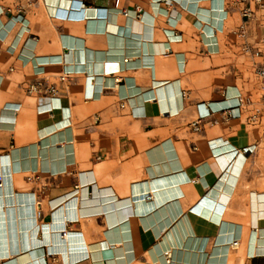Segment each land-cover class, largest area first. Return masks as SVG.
<instances>
[{
	"label": "crops",
	"instance_id": "obj_1",
	"mask_svg": "<svg viewBox=\"0 0 264 264\" xmlns=\"http://www.w3.org/2000/svg\"><path fill=\"white\" fill-rule=\"evenodd\" d=\"M236 2L0 0V124L14 112L0 126V165L16 194L37 199L45 249L24 264H67L81 246L103 257L73 264H163L174 246L172 264H264V142L243 121L250 112L195 129L206 107L243 96ZM262 36L257 8L247 41ZM38 80L53 100L28 93ZM52 226L64 253L44 243Z\"/></svg>",
	"mask_w": 264,
	"mask_h": 264
},
{
	"label": "bare ground",
	"instance_id": "obj_2",
	"mask_svg": "<svg viewBox=\"0 0 264 264\" xmlns=\"http://www.w3.org/2000/svg\"><path fill=\"white\" fill-rule=\"evenodd\" d=\"M196 1L197 0H194V2H196ZM71 71H72V69H71ZM10 115H14V112L4 111V114L2 116V120L4 122H2L0 124L1 127L6 128L10 125V123H7V118H9ZM231 154H234V153H231ZM231 159H232V157H231ZM20 170H22L21 167L12 166V172L13 173H14V171H20ZM232 175H234V174H232ZM235 176H236V174H235ZM169 178H171V177H169ZM12 188H13V186H12L10 178L6 176V173L2 172V167L0 165V223H1V227L4 228V229L2 228L3 232L1 235L4 234L3 237L5 240H7L5 248L8 251L7 255L10 257L8 264H24L25 261L30 258L31 254H33L34 252H37V251L41 252L40 254H42V251L45 250L43 248V246H41V244H43V241L39 242L37 239V233H38V227H39L38 207H37L38 203H37V199L35 197H33V196L28 197L27 195L24 196V194H21V195L16 194V192L13 191ZM134 200L136 202L135 204H137V205L140 204L139 208H137V213H145L146 211H142V209L140 208L143 204H146L144 200L141 201L142 200L141 196L135 197ZM263 201H264V196L263 195L258 196L259 208H264ZM222 202H223V200H222ZM146 206H147V210L149 211L150 210L149 208H151L149 206H152V205L150 204V205H146ZM140 209H141V211H140ZM151 210H152V208H151ZM137 213H136V215H137ZM61 216H62V214H59L55 218L56 221H61ZM54 229H57V228L56 227L54 228L52 226L49 229V232L47 231V233L45 235L46 240L44 243H46V244L49 243L51 245L53 244L50 248V250L52 252H58L59 251V252L64 253L66 248H64V246L60 247V243H59L60 235L58 233H53ZM257 236H258V231L254 232V235L252 237L251 250L250 251H251V254H253V255H255L256 251H257ZM74 250H75V252H74ZM74 250L72 252V254L74 253V258H72V260L69 259L67 264H73V263H76L78 261H82V259L84 260L87 255L89 257L93 255L91 258H94L95 260H101L103 257V254L101 252L102 250L100 251V249H98V248H92V255L90 253V248L88 246H87V252L88 253H86L84 246H81L80 248L74 249ZM174 252H178V247L174 246V247H171L170 249L163 250L162 253L165 257V258H163V260L165 259L164 260L165 263H163V264H172L171 258L173 256ZM152 255H153V252H152ZM156 255H157V257L155 259L157 261H160L161 259H160V257H158L159 256L158 252L156 253ZM37 259H39V258H37ZM85 261H86V259H85ZM36 263L37 262H35V263L33 262V264H36ZM78 264H80V263H78ZM95 264H103V263L96 261Z\"/></svg>",
	"mask_w": 264,
	"mask_h": 264
},
{
	"label": "built area",
	"instance_id": "obj_3",
	"mask_svg": "<svg viewBox=\"0 0 264 264\" xmlns=\"http://www.w3.org/2000/svg\"><path fill=\"white\" fill-rule=\"evenodd\" d=\"M239 4H242L243 7L240 9V15L242 18L241 24L237 27V29L234 31V35L236 38L242 42V52L252 58L254 63V77L256 79L259 95H260V104L262 107V112L264 115V36H262L258 41H256L255 44L249 43L248 40V26L249 22L254 18L255 16V9L261 8L264 9V0H238ZM71 75L70 72L64 71L62 75L60 76V81L62 83L67 82L69 76ZM47 92L50 95H52L50 100H53L55 97L56 89L52 85L50 87L45 86V82L43 81H35L32 83L28 88L29 94H42L43 92ZM249 101L247 98L239 95L237 97V103L236 107L234 108H228L225 110L220 111H214L210 107H206V110L202 113H200L199 116V123L195 125L196 131L202 130V124L205 120L213 117L216 113H222L224 115L223 121H228L231 119H237L240 117L241 110H246L247 106H249ZM205 106V105H201ZM237 110L239 111L238 114H233V112ZM258 119L257 115H251L249 117V120L251 122H256ZM222 121L213 119L209 121V123L212 126H219ZM46 264V263H44Z\"/></svg>",
	"mask_w": 264,
	"mask_h": 264
},
{
	"label": "rangeland",
	"instance_id": "obj_4",
	"mask_svg": "<svg viewBox=\"0 0 264 264\" xmlns=\"http://www.w3.org/2000/svg\"><path fill=\"white\" fill-rule=\"evenodd\" d=\"M238 48H240V43H238ZM234 58L235 57L233 56V59ZM237 63L238 88L242 91L243 97L247 98L250 104L246 109L248 110V112H250V114H248L246 119H244L243 121L248 124L249 130L253 132L255 141L260 142L263 139L264 142V115L260 104L258 85L254 75L252 74L250 57L243 55L242 51H240L239 49ZM253 114L258 116L256 122H251L248 118ZM0 264H4V262L0 261ZM38 264H44V262Z\"/></svg>",
	"mask_w": 264,
	"mask_h": 264
}]
</instances>
